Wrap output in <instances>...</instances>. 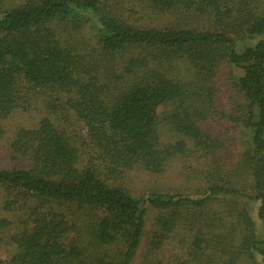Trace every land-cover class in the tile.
Returning a JSON list of instances; mask_svg holds the SVG:
<instances>
[{
	"label": "trees",
	"instance_id": "16d2710c",
	"mask_svg": "<svg viewBox=\"0 0 264 264\" xmlns=\"http://www.w3.org/2000/svg\"><path fill=\"white\" fill-rule=\"evenodd\" d=\"M122 1L0 0V140L10 136L21 165L0 168L2 209L21 219L0 264H136L146 204L159 227L152 250L187 223L197 231L183 264H264L249 207L258 202L264 226V0ZM131 6L178 22L139 25ZM224 75L229 112L217 101ZM24 82L46 116L8 133ZM223 120L249 133L238 160L222 158L208 128ZM195 154L212 159L202 198L142 199L115 183ZM13 225L0 218V231Z\"/></svg>",
	"mask_w": 264,
	"mask_h": 264
},
{
	"label": "rangeland",
	"instance_id": "374dc122",
	"mask_svg": "<svg viewBox=\"0 0 264 264\" xmlns=\"http://www.w3.org/2000/svg\"><path fill=\"white\" fill-rule=\"evenodd\" d=\"M123 1L125 6L126 0ZM258 1L262 2V0ZM15 3H18V0H15ZM146 10L147 12H143L140 8L131 6L130 12L132 13V21L139 25H155L160 27L176 24L178 22L177 16L174 14L162 15L152 13L150 10L148 11L147 8ZM218 87V106L220 110L229 112L232 110L233 99L235 97L233 95L234 90L231 86V82L228 81L226 75L218 82ZM21 95L23 106L16 110L15 114L9 120L8 125H6L7 129L10 130L8 133H12V130H15L16 127H34L46 116V112L43 108L44 96L41 93L38 94L37 91L24 82L21 84ZM55 117L56 116H54V118ZM67 126V129L73 136L78 138V140L83 136L78 125ZM160 128L163 129V132H166L164 135L165 140H167L169 136L170 139L172 138L171 135L173 134L169 130L167 131V129H169L167 125H161ZM208 128H210V132L216 138H219L223 142V148L221 149L222 158L238 160L244 146H246L249 141V133L242 128H236L234 125H227L225 120L221 122L218 121L213 125H208ZM9 141V135H6L0 140V168H20L21 165L16 156H11ZM211 160L212 159L209 157L195 154L184 158L180 162L173 163L170 165L169 171L165 174L151 175L141 169H134L127 172L125 175L115 178V183L130 191L135 197L142 199H147L152 194L180 195L198 199L204 196L207 189L205 183L207 179L204 178L203 173L212 166ZM211 172H213V170ZM0 198V218H6L14 222L12 227L0 231V258L7 260L14 253V247L11 244L10 237L15 232L16 227L20 226L21 219L17 213L4 211L2 206L5 200L1 193ZM146 207L148 210L144 237L146 246L141 252L136 264H183L182 260L185 257L186 248L194 239L195 232L197 231L193 228L194 225L187 223L183 225V223H180V225L175 228L173 234L162 241V246L152 250L149 244L153 241H157L155 233L159 232V227L155 225L157 212L147 204ZM249 207L251 210L250 217L253 219L256 226V237L262 238L264 235V226L257 218L258 202L254 200L249 201ZM255 257V264H260V257L258 255ZM147 259L148 262L145 263Z\"/></svg>",
	"mask_w": 264,
	"mask_h": 264
}]
</instances>
